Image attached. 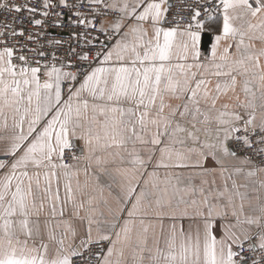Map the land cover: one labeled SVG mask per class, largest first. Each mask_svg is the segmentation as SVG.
<instances>
[{"label": "snow or ice", "instance_id": "obj_1", "mask_svg": "<svg viewBox=\"0 0 264 264\" xmlns=\"http://www.w3.org/2000/svg\"><path fill=\"white\" fill-rule=\"evenodd\" d=\"M0 264H264V0H0Z\"/></svg>", "mask_w": 264, "mask_h": 264}, {"label": "crops", "instance_id": "obj_2", "mask_svg": "<svg viewBox=\"0 0 264 264\" xmlns=\"http://www.w3.org/2000/svg\"><path fill=\"white\" fill-rule=\"evenodd\" d=\"M149 170H151V169H149ZM163 173V169H161V174ZM80 180H81V182H83V180H84V177H83V175H81V177H80ZM110 182V181H109ZM129 207H130V205H129ZM126 215V214H125Z\"/></svg>", "mask_w": 264, "mask_h": 264}]
</instances>
